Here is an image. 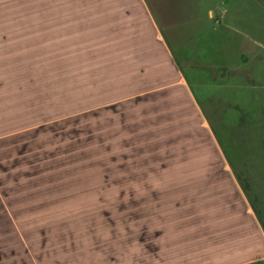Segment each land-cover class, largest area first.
<instances>
[{"label":"rangeland","instance_id":"1","mask_svg":"<svg viewBox=\"0 0 264 264\" xmlns=\"http://www.w3.org/2000/svg\"><path fill=\"white\" fill-rule=\"evenodd\" d=\"M143 1L156 22L138 17L144 52L104 59L117 68L88 81L61 52L68 42L0 48L11 66L0 80L21 103L0 118L12 133L0 139V192L13 223L34 231L22 234L59 248L62 264L82 252L112 264L139 240L145 252L179 221L183 192L232 199L233 180L264 231V0ZM138 63L151 73H131ZM100 92L104 105L91 104Z\"/></svg>","mask_w":264,"mask_h":264},{"label":"crops","instance_id":"2","mask_svg":"<svg viewBox=\"0 0 264 264\" xmlns=\"http://www.w3.org/2000/svg\"><path fill=\"white\" fill-rule=\"evenodd\" d=\"M138 17H143L146 25L156 31L150 6L143 0L106 3L100 0H0V48L3 47L4 52H55L54 48L58 46L59 52L61 42H68L61 52L78 54L75 57V53H69L68 60L70 58L73 61L70 63L83 68L84 79L88 81L87 73L109 71V67H115L108 61L103 65L104 59L110 57L113 60L116 55L121 58L122 55L131 54L130 52H144V48L138 47ZM156 35L162 38L160 32H156ZM86 41L96 43L92 47L85 44ZM95 52L100 55H94ZM104 55L106 56L102 57ZM144 63H138L135 71L130 72L141 73L143 68L144 74H150ZM102 66L105 70H101ZM6 69L9 73L11 66L3 60L0 65V79H6ZM180 81L186 83L183 76ZM86 86L84 83L83 88ZM120 87L115 85L114 88ZM88 88L94 87L88 85ZM100 88L102 86H96L97 90ZM10 90V82L0 80V118L10 112L18 113L21 106L20 102L14 101L15 93ZM102 94L98 93L97 99H92L91 104H102V100L98 99L105 97ZM116 101L118 100L107 103ZM9 127L11 122L0 120V139L12 134L4 132ZM229 194L232 199L220 200L204 198L198 193L183 192L179 221L156 228L162 231L158 236L160 240L154 245H150L151 241H148L145 246L147 251H139L138 249L144 247H141L140 240L136 241L132 244L130 258L116 260L112 264L264 262V231L260 227L256 211L236 180H233ZM13 214L0 192V264H62L60 260L64 258L59 253L60 249L44 247L43 238L36 237L34 241V237L24 236L23 232L34 231H30V227L26 225L14 224ZM6 221L9 223L6 224ZM73 255H68L70 264H108L104 260L97 263L98 261L81 259L84 252L81 253L80 260L74 259Z\"/></svg>","mask_w":264,"mask_h":264}]
</instances>
